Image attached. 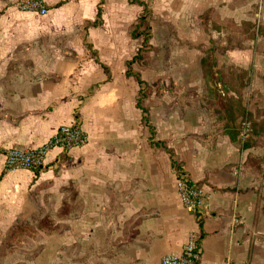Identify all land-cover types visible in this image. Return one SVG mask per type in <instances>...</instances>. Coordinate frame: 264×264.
<instances>
[{
  "label": "crops",
  "instance_id": "0c3cea01",
  "mask_svg": "<svg viewBox=\"0 0 264 264\" xmlns=\"http://www.w3.org/2000/svg\"><path fill=\"white\" fill-rule=\"evenodd\" d=\"M19 1L0 0V237L61 206L60 264H160L190 234L199 264H264V150L249 145L252 120L197 101L208 50L264 94V0H40L44 16ZM146 9L157 31L143 52L133 30ZM72 125L86 146L51 151L38 172L6 169L8 150L39 148ZM173 161L211 194L199 217L181 202Z\"/></svg>",
  "mask_w": 264,
  "mask_h": 264
},
{
  "label": "rangeland",
  "instance_id": "374dc122",
  "mask_svg": "<svg viewBox=\"0 0 264 264\" xmlns=\"http://www.w3.org/2000/svg\"><path fill=\"white\" fill-rule=\"evenodd\" d=\"M28 1H39L46 10L45 5L40 0H20L17 4L19 10L29 12L23 9V5ZM33 13L42 15L39 12ZM143 16H147V23L145 22L144 25L139 28L138 25L141 23L140 18ZM137 22L138 24L133 30V35L135 34V32H143V34L138 38H144V43L141 49V51L144 52L150 45L153 31L155 33L157 30L153 29L151 14L147 9L139 17ZM139 63V65H141L143 62ZM203 64L206 72L209 75L208 79L203 78V86L207 88V93L204 94L202 98L198 97V102L206 101V103L213 108L219 104H221L222 106H229L228 114L231 118H244L243 120L245 121V118L248 119L247 116L253 115L259 121L264 120V107L261 106L262 104H264V94L250 93L249 88L251 85V78L247 79V77L245 78L240 76L239 79L237 78V80L233 82L232 73L234 72L235 75L236 72H238L237 69H234L231 66H223L222 68H219L217 63H213L211 61L205 62V60ZM224 70L229 75L228 84L230 88L234 90H232V92L235 97H229L227 95L222 96L218 91H216L217 86L221 85L222 82L218 79V76L222 74ZM262 81L264 84V78L262 79ZM222 84L224 83L222 82ZM231 84L235 86L231 87ZM150 86L148 88L155 93L157 85L151 83ZM147 94L148 93L146 92L143 96L147 98ZM192 96L193 95H191V93H183V102L191 100L188 98ZM145 102L146 101L142 100V103L145 104ZM214 109L215 110L213 111L218 112V107H215ZM246 121L249 122V120ZM249 128L250 126L248 127V125H244V129L247 130V134L245 135H248V133H253V129ZM249 145L264 150V137H258V140H254V142L250 143ZM263 160L261 162L262 171L264 170ZM61 216V206L57 211L45 210L44 208H42V210H39L38 213H36L25 223L18 224L15 227L7 230L6 235L0 237V264H60ZM55 256L57 258H55Z\"/></svg>",
  "mask_w": 264,
  "mask_h": 264
},
{
  "label": "built area",
  "instance_id": "2783aa9c",
  "mask_svg": "<svg viewBox=\"0 0 264 264\" xmlns=\"http://www.w3.org/2000/svg\"><path fill=\"white\" fill-rule=\"evenodd\" d=\"M23 9L29 12L46 14V10L39 1H28ZM89 143V137L79 125L62 126L57 133L44 145L35 149H11L5 154V167L7 170L37 171L45 165L48 154L60 149L70 152L82 148ZM177 191L185 209L192 214L202 211L204 202L211 198L204 189L196 185H189L177 179ZM201 247L195 234H190L187 243L183 246L179 256H165L160 264H199Z\"/></svg>",
  "mask_w": 264,
  "mask_h": 264
},
{
  "label": "trees",
  "instance_id": "16d2710c",
  "mask_svg": "<svg viewBox=\"0 0 264 264\" xmlns=\"http://www.w3.org/2000/svg\"><path fill=\"white\" fill-rule=\"evenodd\" d=\"M140 20H141V23L138 25L139 28L142 27L145 22L147 23V16L141 17ZM142 34H143V32H140L139 31L137 33L135 32V34L133 36L135 38H138ZM211 52H212V50L206 51V54H205V62L211 61V62L215 63V60H214L213 55L211 54ZM203 73H204V78L208 79V76L209 75H208V73L205 70L204 64H203ZM232 74H233V77H232L233 82L235 80H237V78L239 79L240 76L245 77V78L247 77V79H249L248 78V74L245 73V72H243V71L242 72H239L238 74L236 73L235 75H237V76H234V72ZM222 82L224 84H222ZM222 82H221V85L222 86L227 85L228 87H230L229 84H228L229 83L228 78L227 79H224V81H222ZM234 86L235 85L231 84V87H234ZM231 90H233V89L231 88ZM247 117H248V119H251L252 120V123H253V125H251V129H253V133H251V134L256 135L257 137H262V136L264 137V120H260L259 121L253 115L252 116H247ZM231 119H234L235 120L236 118L235 117H232ZM248 143H249V140H248V142H246V144L248 145ZM172 163H173L174 169H175L176 174H177V179H181V180L185 181L186 183H188L189 185H195L189 179V177L187 176V174L183 171V169L179 166V164L176 161H173ZM39 170H41V169H39ZM39 170H37L35 172H38ZM200 213H201V211H198V213H196L197 217H199L201 215Z\"/></svg>",
  "mask_w": 264,
  "mask_h": 264
}]
</instances>
